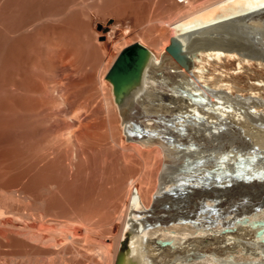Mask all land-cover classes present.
Returning a JSON list of instances; mask_svg holds the SVG:
<instances>
[{"label": "rangeland", "instance_id": "374dc122", "mask_svg": "<svg viewBox=\"0 0 264 264\" xmlns=\"http://www.w3.org/2000/svg\"><path fill=\"white\" fill-rule=\"evenodd\" d=\"M225 1L191 0L192 5L183 6L175 0H0V201L19 214L0 216V264H104L106 251L115 255L132 182L154 189L162 165L159 157L152 161L123 150L130 141L123 131L125 123L113 111L112 85L106 75L121 51L134 43L142 41L162 57L174 36L171 24L181 18L183 9L192 6L193 15L210 11L218 16L236 7L229 3L218 9ZM127 28L130 32L124 33ZM244 49L234 51L244 53ZM221 54L223 60L210 62L201 55L193 58L203 68L195 69L202 77L201 84L195 85L203 90V101L210 100L208 80L215 77H238L264 96V76L251 77V71L259 68L255 61L249 58L239 64L241 57L236 53L229 58ZM151 82L157 91V83ZM224 91L231 94L232 90ZM160 92L172 95L170 88ZM218 92L214 96L222 98ZM63 100L66 105L61 106ZM220 102L212 110L220 108ZM250 105L243 107L254 110ZM60 116L72 124L71 135L80 137L75 152L59 141L65 138L55 130L63 126L55 129L60 124L53 121ZM46 118H51L49 129L43 124ZM203 130L205 134L223 131L232 141L248 146L246 160L264 176V159L257 155L255 140L239 139L238 131L228 127L205 125ZM226 174L247 175L230 169ZM237 226L235 232L243 234L245 228L263 230L264 218L252 222L243 217ZM37 227H48V231ZM232 237L227 242L231 250ZM153 239L160 242L154 241V246L158 244L154 253H160L162 238ZM189 242L182 244L192 249Z\"/></svg>", "mask_w": 264, "mask_h": 264}, {"label": "bare ground", "instance_id": "6f19581e", "mask_svg": "<svg viewBox=\"0 0 264 264\" xmlns=\"http://www.w3.org/2000/svg\"><path fill=\"white\" fill-rule=\"evenodd\" d=\"M226 1L218 9L229 3L238 8L234 7L218 16L210 11L193 15L192 6L180 11L182 16L171 24L174 36L162 57L141 41L140 44L150 51L142 69V85L130 82L118 93L112 86L111 105L113 111L118 112L120 122L123 120L125 123L123 131L130 141V146H123V150L141 158L146 156L152 161L159 157L162 169L157 170L155 188L152 190L151 186L144 188V183L138 186L136 180L132 182L116 253L113 256L110 250L106 251L104 264L117 263L122 238L127 234L130 238V264H264V229L245 228L242 229L244 234L233 229L243 217L252 222L264 218V176L257 174L255 164L246 160L248 146L237 144L223 131L205 134L203 130L205 125L212 128L216 125L218 129L228 127L231 132L238 131L239 139L255 140L257 155L261 157L260 160L264 159V107H257L264 104V96L246 85L247 81L238 80V77L231 80L220 77L209 79L212 87L211 93L207 91L209 101L202 100L203 90L197 88L198 84L195 85V82L201 84L198 80L202 78L195 72L199 67L193 62L198 55L210 62L212 58L223 60L219 56L221 53L226 58L236 53L241 57L239 64L249 58L258 64L259 68L251 71V77L260 79L264 76V0ZM124 31L128 33L129 28ZM112 34L107 35L108 40ZM235 48H245V52L237 53ZM172 69L176 71L172 72ZM185 69L189 71H182ZM152 80L157 83L158 90L170 88L172 95L156 91ZM224 82H231V85H224ZM226 87L232 90L231 94L224 91ZM218 91L223 94L222 98L214 96ZM218 101L223 102H220L222 106L212 110V105ZM245 103H251L255 109L243 107ZM64 104L66 101H61V106ZM121 107L122 114L119 110ZM60 118L62 116L53 121L60 124L53 125L55 129L63 126L55 130L65 138L59 141L75 152L80 137L74 138L72 132L68 131L72 124H66ZM49 123L51 118L43 119L47 129ZM243 130L248 134H243ZM215 137L219 139L214 140ZM223 154L228 157L222 159ZM228 169L242 170L247 175L234 177L226 174ZM150 182L153 183L152 179ZM9 197L12 199L13 195ZM160 200L163 202L160 203ZM17 212L0 201V216L17 215ZM47 228L37 227L42 232L48 231ZM225 228L231 230L224 232ZM209 231L217 235L207 236ZM157 235L162 238L159 254L154 253L158 244L154 246L157 240L153 237ZM230 236L235 241L232 250L229 247L231 244H227ZM247 236H251V239H247ZM186 240L190 241L192 249L182 244ZM233 252H237L238 256H234Z\"/></svg>", "mask_w": 264, "mask_h": 264}, {"label": "water", "instance_id": "95a60500", "mask_svg": "<svg viewBox=\"0 0 264 264\" xmlns=\"http://www.w3.org/2000/svg\"><path fill=\"white\" fill-rule=\"evenodd\" d=\"M149 55L150 51L140 43H134L121 51L106 75V80L113 86L115 93L120 92L130 82H137L138 86L142 85V69ZM116 104L119 105V102L117 101ZM122 109L123 107L119 109L120 113ZM127 235L122 238L116 264H130L128 259L130 238Z\"/></svg>", "mask_w": 264, "mask_h": 264}, {"label": "built area", "instance_id": "2783aa9c", "mask_svg": "<svg viewBox=\"0 0 264 264\" xmlns=\"http://www.w3.org/2000/svg\"><path fill=\"white\" fill-rule=\"evenodd\" d=\"M175 1L183 6L189 5V3L191 2V0H175Z\"/></svg>", "mask_w": 264, "mask_h": 264}]
</instances>
